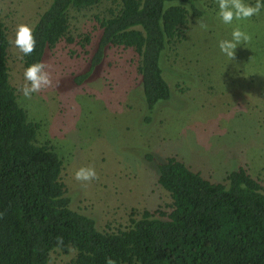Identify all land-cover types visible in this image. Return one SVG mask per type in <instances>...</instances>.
I'll return each instance as SVG.
<instances>
[{"label":"rangeland","instance_id":"374dc122","mask_svg":"<svg viewBox=\"0 0 264 264\" xmlns=\"http://www.w3.org/2000/svg\"><path fill=\"white\" fill-rule=\"evenodd\" d=\"M194 1L203 16L191 17L181 40L161 58L171 98L152 111L129 62L131 52H108L86 83L75 82L88 70L91 55L85 52L93 46L84 40L89 35L95 42L100 11L72 12L70 35L77 44L63 43L47 53L43 64L51 83L28 97L21 90L23 53L10 43L11 82L19 103L43 122L41 141L50 138L64 160L70 207L92 217L100 230L125 228L144 210H166L172 201L156 173L157 162L170 156L216 182L242 166L264 182V9L225 24L217 15L219 0ZM50 2L0 0L10 41L17 25L33 29ZM237 28L248 40L229 58L219 41L231 39ZM81 167L94 168L96 177L77 180ZM68 259L56 255L52 264Z\"/></svg>","mask_w":264,"mask_h":264},{"label":"trees","instance_id":"16d2710c","mask_svg":"<svg viewBox=\"0 0 264 264\" xmlns=\"http://www.w3.org/2000/svg\"><path fill=\"white\" fill-rule=\"evenodd\" d=\"M88 10L101 13L99 33L95 42L85 37L93 46L85 52L89 67L75 82L86 83L108 52H131L149 110L168 101L161 58L190 18L203 16L195 1L51 0L33 27V52L22 55L25 68L63 43L77 44L71 14ZM9 48L0 18V264H52L61 254L69 255L65 264H264V182L247 166L216 182L176 156L158 161L157 184L172 202L131 217L125 228L100 230L73 210L64 160L48 135L41 141L43 122L19 103Z\"/></svg>","mask_w":264,"mask_h":264},{"label":"clouds","instance_id":"9594fccd","mask_svg":"<svg viewBox=\"0 0 264 264\" xmlns=\"http://www.w3.org/2000/svg\"><path fill=\"white\" fill-rule=\"evenodd\" d=\"M262 4H264V0H257L255 7L243 3L242 0H219L217 15L223 23L230 24L234 17L236 19L245 18L258 12ZM247 40L248 36L245 33L241 32L238 28L233 29L231 39L219 41L220 51L227 57L232 58L237 45L241 41ZM10 43L18 47L24 55L32 53L36 44L32 27L27 24L17 25L15 38ZM23 75L25 84L21 90L25 97L38 92L51 83L49 73L41 62L33 63L26 67ZM95 177L96 172L92 167H81L75 172V178L80 181H89ZM107 264H115V262L109 259Z\"/></svg>","mask_w":264,"mask_h":264}]
</instances>
